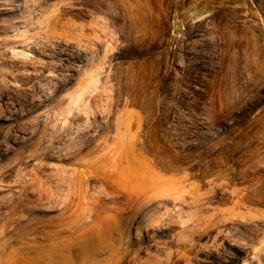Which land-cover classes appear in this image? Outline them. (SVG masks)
Instances as JSON below:
<instances>
[{
	"label": "rangeland",
	"instance_id": "rangeland-1",
	"mask_svg": "<svg viewBox=\"0 0 264 264\" xmlns=\"http://www.w3.org/2000/svg\"><path fill=\"white\" fill-rule=\"evenodd\" d=\"M0 264H264V0H0Z\"/></svg>",
	"mask_w": 264,
	"mask_h": 264
}]
</instances>
